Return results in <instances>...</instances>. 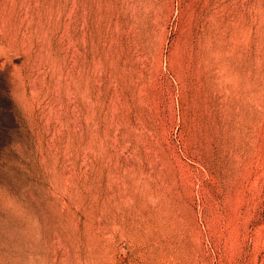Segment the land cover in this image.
Returning a JSON list of instances; mask_svg holds the SVG:
<instances>
[{
  "label": "rangeland",
  "instance_id": "obj_1",
  "mask_svg": "<svg viewBox=\"0 0 264 264\" xmlns=\"http://www.w3.org/2000/svg\"><path fill=\"white\" fill-rule=\"evenodd\" d=\"M23 192L46 264H264V0H0Z\"/></svg>",
  "mask_w": 264,
  "mask_h": 264
},
{
  "label": "bare ground",
  "instance_id": "obj_2",
  "mask_svg": "<svg viewBox=\"0 0 264 264\" xmlns=\"http://www.w3.org/2000/svg\"><path fill=\"white\" fill-rule=\"evenodd\" d=\"M52 221L41 200L24 192L20 199L0 197V264H46L36 243L44 222Z\"/></svg>",
  "mask_w": 264,
  "mask_h": 264
}]
</instances>
